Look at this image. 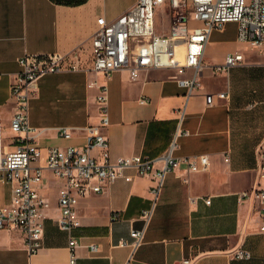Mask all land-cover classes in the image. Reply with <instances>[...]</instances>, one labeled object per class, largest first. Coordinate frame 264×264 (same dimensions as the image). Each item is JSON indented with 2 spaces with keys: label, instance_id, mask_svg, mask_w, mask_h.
<instances>
[{
  "label": "crops",
  "instance_id": "obj_1",
  "mask_svg": "<svg viewBox=\"0 0 264 264\" xmlns=\"http://www.w3.org/2000/svg\"><path fill=\"white\" fill-rule=\"evenodd\" d=\"M137 1L0 0V160L25 135L11 128V85L20 70L18 59L26 54L70 55L75 50L82 69L44 75L30 101L29 121L35 128L31 136L42 153L33 166L46 165L48 148L85 146L83 128L99 124L98 85L103 83L108 86L109 125L104 132L111 157L140 155L156 160L153 171L139 175L127 169L104 192L81 198L76 209L81 225L71 233L57 221L58 191L65 182L44 169L38 191L50 207L42 247L29 256L22 230L0 229V264H69L71 237L79 242L77 264H182L186 259L192 264H264L260 206L239 200L241 192L264 188L258 168V147L264 140V47L239 42L234 22L212 30L198 70L201 87L188 99L186 88L175 80V69L141 70L136 79L129 70L119 69L105 80L91 70V40L98 18L113 21ZM158 9L170 25L165 33L157 29L155 20V30L168 34L169 6ZM186 16L190 27L203 28L192 11ZM228 53H241L243 60L228 71L210 68L223 64ZM192 74L189 69L184 76ZM94 81L98 85L89 86ZM222 92L228 96L219 97ZM209 94L211 105L206 101ZM64 127L71 131L69 138L59 135ZM173 141L174 157L207 155L208 169L190 171L182 164L166 174L144 241L130 255V248L118 244L130 241V232L144 226L141 213L152 204L154 170L162 166L160 158ZM91 153L97 157L101 152L93 148ZM12 191L11 183H0V208L10 203ZM93 244L97 252L90 250ZM240 248L250 258H236Z\"/></svg>",
  "mask_w": 264,
  "mask_h": 264
},
{
  "label": "built area",
  "instance_id": "obj_2",
  "mask_svg": "<svg viewBox=\"0 0 264 264\" xmlns=\"http://www.w3.org/2000/svg\"><path fill=\"white\" fill-rule=\"evenodd\" d=\"M168 4L172 23L168 34H158L155 30L157 10ZM192 11L196 20L204 26L195 29L189 26L187 11ZM228 22L237 24V40L253 47H264V0H138L131 8L113 21L98 18L97 28L92 36L93 65L91 70L99 72L105 80L113 71L127 69L132 79L141 70L175 69L176 82L186 88L188 99L193 90L201 87L198 70L209 35L212 30H221ZM67 57L72 61L66 62ZM77 50L66 55L61 52L48 54H26L18 59L20 70L11 85V98L14 114L11 128L20 136L15 148L1 156L0 183L13 185L12 198L8 205L0 208V229H19L25 234V249L29 256L36 254L42 247L44 222L50 201L42 196L38 187L43 180V170H50L65 184L58 191L57 218L59 227L71 233L81 225L77 206L81 198L91 193H102L117 179L124 176L127 169H135L139 175L153 171L156 160L140 155L111 157L109 141L104 129L109 125L108 86L106 83L91 82L98 85L100 120L97 125H87V142L83 147H51L47 150L46 165L33 166L41 157V149L31 133L35 130L29 121L30 101L38 90V81L50 73L78 70ZM243 60L241 53H228L221 65L210 66L217 72L228 71ZM193 74L185 77L187 70ZM222 92L219 97L226 98ZM144 102V100H141ZM209 105L213 95L206 96ZM184 112H182L181 117ZM1 125V110H0ZM183 131V134H188ZM59 135L71 136L69 128H60ZM175 141L160 158L162 166L154 170L155 185L151 188L152 204L144 209L141 217L144 226L130 232L131 240H122L119 246L128 247L131 254L142 245L145 228L150 221L155 205L162 192L166 174L174 168L186 164L190 171H205L209 166L207 155L174 157ZM100 150L99 156L91 152ZM259 171L264 176V140L258 147ZM257 202L261 209L260 231L264 233V188H253L239 194V200ZM210 203V200H206ZM79 242L71 237L69 264H77L75 248ZM90 250L97 252L96 245ZM236 258H250L248 251L240 248L234 253ZM131 257V256H130ZM182 264H192L186 259Z\"/></svg>",
  "mask_w": 264,
  "mask_h": 264
},
{
  "label": "rangeland",
  "instance_id": "obj_3",
  "mask_svg": "<svg viewBox=\"0 0 264 264\" xmlns=\"http://www.w3.org/2000/svg\"><path fill=\"white\" fill-rule=\"evenodd\" d=\"M156 23L158 30H162L165 33L168 31L170 24H168L167 16L163 13L162 9L157 10Z\"/></svg>",
  "mask_w": 264,
  "mask_h": 264
},
{
  "label": "trees",
  "instance_id": "obj_4",
  "mask_svg": "<svg viewBox=\"0 0 264 264\" xmlns=\"http://www.w3.org/2000/svg\"><path fill=\"white\" fill-rule=\"evenodd\" d=\"M55 1L64 4H80L85 2L86 0H55Z\"/></svg>",
  "mask_w": 264,
  "mask_h": 264
}]
</instances>
